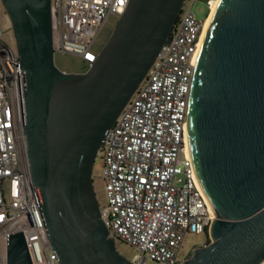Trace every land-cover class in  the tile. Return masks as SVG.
Listing matches in <instances>:
<instances>
[{
	"label": "water",
	"instance_id": "water-1",
	"mask_svg": "<svg viewBox=\"0 0 264 264\" xmlns=\"http://www.w3.org/2000/svg\"><path fill=\"white\" fill-rule=\"evenodd\" d=\"M24 71L31 178L60 264H135L101 215L99 149L165 44L185 0H130L88 70L55 62L52 0H1ZM197 177L217 218L182 264L264 262V0H221L199 54L188 116ZM7 264H33L23 232Z\"/></svg>",
	"mask_w": 264,
	"mask_h": 264
},
{
	"label": "built area",
	"instance_id": "built-area-1",
	"mask_svg": "<svg viewBox=\"0 0 264 264\" xmlns=\"http://www.w3.org/2000/svg\"><path fill=\"white\" fill-rule=\"evenodd\" d=\"M185 0L170 43L109 130L99 149L107 204L101 215L115 240L135 246L131 261L182 264L189 234L206 233L217 218L188 151L193 78L208 14ZM1 2V0H0ZM130 0H52L56 53L81 56L90 66L94 44L110 15L122 16ZM24 71L16 44L0 29V264L7 239L23 232L33 264H60L49 242L41 197L34 186L24 132ZM185 176L177 184L178 175Z\"/></svg>",
	"mask_w": 264,
	"mask_h": 264
},
{
	"label": "rangeland",
	"instance_id": "rangeland-1",
	"mask_svg": "<svg viewBox=\"0 0 264 264\" xmlns=\"http://www.w3.org/2000/svg\"><path fill=\"white\" fill-rule=\"evenodd\" d=\"M218 1L219 0H216L214 4L212 3L211 11H210L211 13L213 12L214 7L216 3H218ZM208 10L209 7L207 0H197L193 5V11L199 18H205L206 15L208 14ZM211 13L209 15H211ZM120 20L121 17L115 14H112L108 17L106 24L101 29L99 36L94 44V48L99 53L103 50L104 46L110 39L111 35L113 34ZM0 29L3 30L4 35L8 40L16 44L11 20L2 2H0ZM55 62L59 68L67 72L81 73V72H85L89 68L88 64L81 56L72 53H67V54H63L59 52L56 53ZM103 166L104 164H103L102 155L98 154L94 165L93 180H94V186L98 197V201L101 207H104L107 204L106 184L102 177ZM184 182H185V176L181 174L178 175L176 178V183L183 184ZM211 241L212 239L210 235L209 234L207 235L206 233L189 234L186 237L184 243V252L187 253L186 255L187 258L191 256L192 251L196 247L207 245ZM115 244L119 252L129 260L134 259V257L139 253V250L135 246L127 244L123 241L116 240ZM146 264H161V263L153 260H148Z\"/></svg>",
	"mask_w": 264,
	"mask_h": 264
},
{
	"label": "bare ground",
	"instance_id": "bare-ground-1",
	"mask_svg": "<svg viewBox=\"0 0 264 264\" xmlns=\"http://www.w3.org/2000/svg\"><path fill=\"white\" fill-rule=\"evenodd\" d=\"M220 1H221V0H219L218 3H216L213 12H212V13L210 12L211 15H209L210 17L208 16L209 19L207 18L206 25H205V30H204L203 37H202V44H203V42H204V40H205V38H206V35H207V32H208V29H209V27H210V24H211V22H212V19H213V17H214V14H215V12H216V10H217V8H218V5H219ZM212 3H213V0H212V2H211V5H212ZM210 11H211V10H210ZM210 13H209V14H210ZM200 51H201V50H200ZM187 139H188L187 149H188V151H189V149H190L189 132H188V134H187ZM214 213H215V216H217V214H216L215 211H214ZM262 264H264V262H263Z\"/></svg>",
	"mask_w": 264,
	"mask_h": 264
},
{
	"label": "trees",
	"instance_id": "trees-1",
	"mask_svg": "<svg viewBox=\"0 0 264 264\" xmlns=\"http://www.w3.org/2000/svg\"><path fill=\"white\" fill-rule=\"evenodd\" d=\"M216 2V0L213 1V4Z\"/></svg>",
	"mask_w": 264,
	"mask_h": 264
}]
</instances>
